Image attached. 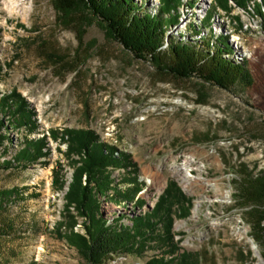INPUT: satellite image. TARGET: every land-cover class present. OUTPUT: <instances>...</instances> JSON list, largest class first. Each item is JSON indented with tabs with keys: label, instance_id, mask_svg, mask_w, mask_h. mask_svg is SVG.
Listing matches in <instances>:
<instances>
[{
	"label": "rangeland",
	"instance_id": "obj_1",
	"mask_svg": "<svg viewBox=\"0 0 264 264\" xmlns=\"http://www.w3.org/2000/svg\"><path fill=\"white\" fill-rule=\"evenodd\" d=\"M53 1L0 0V96L17 90L30 103L39 123L30 138L46 135L50 148L24 169L4 166L25 133L10 130L7 154L0 150V193H19L0 210V264H84L58 231L73 169L67 145L52 140L50 131L66 129L93 130L137 166L147 208L108 202L105 217L153 209L173 180L192 205L188 217L174 222L183 251L198 254L201 264H264L246 209L233 195L241 165L264 171V9L260 14L256 7L262 0L247 11L232 3L230 13L215 0H197L193 9L180 8L179 24L169 29L175 38H209L203 27L197 38L189 35V24L212 13L211 29L228 37V43L220 39L232 53L225 59L243 64L251 77L230 89L161 72L110 40L84 4L61 16ZM157 1L145 3L154 9ZM60 170L64 190L54 183ZM129 175L115 171L121 191L132 188L122 180ZM78 222L75 232L84 234V220ZM162 254L154 245L144 256H119L109 264H144Z\"/></svg>",
	"mask_w": 264,
	"mask_h": 264
},
{
	"label": "trees",
	"instance_id": "obj_2",
	"mask_svg": "<svg viewBox=\"0 0 264 264\" xmlns=\"http://www.w3.org/2000/svg\"><path fill=\"white\" fill-rule=\"evenodd\" d=\"M145 1L53 2L61 16H71L77 6L84 4L110 40L121 44L136 59L150 62L161 72H170L181 79L200 78L223 89H230L237 83H250L251 77L243 64H234L225 59V54L232 53L220 43V39L225 38L228 43V37L217 36L213 32L212 13H207L200 24H189V35L197 38L201 34L200 27H203L210 29L209 38L187 40L183 36L175 38L169 33L171 27L179 24L180 8L187 5L193 9L197 6V0H158L154 9ZM253 1L215 0V4L217 8L230 13L232 3L247 11ZM261 6L264 9V0L256 5L260 14ZM38 129L34 108L17 90L0 96V150L7 154V144H11L10 130L25 133L21 148L4 167L28 168L49 155L46 135L30 138ZM50 138L67 145L65 157L73 169L72 181L64 196L65 213L58 226L59 236L76 248L84 264H109L119 256L141 257L154 245L162 248L163 254L150 258L144 264H201L198 254L183 251L179 240H176L174 222L177 217H188L192 205L175 181L168 182L153 209L139 214L131 211L130 215L121 213L113 218L105 217L103 204L108 202L117 207L126 208L132 204L137 209L147 208V202L139 196L142 190L137 166L131 156L102 142L90 129H66L63 133L51 130ZM122 169L131 174L128 179L122 178L132 185L131 189L125 191L118 187L119 180L114 176L115 171ZM237 173L236 192L233 195L235 201L241 203V208L246 209L253 238L261 247L264 258V171L255 174L241 165ZM54 183L57 189L64 190L66 181L63 170L56 173ZM18 194L17 189L1 192L0 210ZM80 218L84 220L81 224L84 234L75 232ZM127 220L129 223H126ZM8 229L12 227L8 226Z\"/></svg>",
	"mask_w": 264,
	"mask_h": 264
},
{
	"label": "bare ground",
	"instance_id": "obj_3",
	"mask_svg": "<svg viewBox=\"0 0 264 264\" xmlns=\"http://www.w3.org/2000/svg\"><path fill=\"white\" fill-rule=\"evenodd\" d=\"M15 9V8H14Z\"/></svg>",
	"mask_w": 264,
	"mask_h": 264
}]
</instances>
